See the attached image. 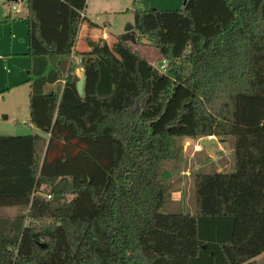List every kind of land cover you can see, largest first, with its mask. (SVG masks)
<instances>
[{"label":"trees","instance_id":"16d2710c","mask_svg":"<svg viewBox=\"0 0 264 264\" xmlns=\"http://www.w3.org/2000/svg\"><path fill=\"white\" fill-rule=\"evenodd\" d=\"M41 1L27 0L26 83L42 134L0 135V208H20L0 215V264H258L264 0L128 9L133 30L87 48L81 27H100L87 0H58L64 18L47 23ZM130 43L156 48L158 65ZM208 136L232 139L233 171L196 175L195 214L162 212L166 165L184 139Z\"/></svg>","mask_w":264,"mask_h":264},{"label":"rangeland","instance_id":"374dc122","mask_svg":"<svg viewBox=\"0 0 264 264\" xmlns=\"http://www.w3.org/2000/svg\"><path fill=\"white\" fill-rule=\"evenodd\" d=\"M185 0H87V17L89 20L96 22L100 27L97 31L92 33L91 38H98L101 36L103 29L109 39L114 38L116 35L125 32V28L129 23L134 22V16L130 12H126L128 9L151 7L160 10H176L184 6ZM18 6L21 9V13H18L14 6ZM26 0L7 1L0 0V56H5L6 48H10L9 39L11 37L10 31H14L18 34L19 29L24 36V31L27 34V11L28 9ZM26 9L25 11L23 9ZM13 33V34H15ZM17 37V35H15ZM62 36H66L62 35ZM23 37L17 38L18 41ZM62 37H57L58 44H61ZM85 38V37H84ZM87 38V37H86ZM85 38V39H86ZM26 38L24 39V41ZM146 42L151 43L150 38H145ZM130 45L139 51L144 57L148 59L154 65H158L160 55L156 48L151 45ZM61 45H58L60 48ZM78 48H87L84 39L81 44L77 45ZM28 51V40L26 44ZM3 58V57H2ZM74 62L79 64V57L74 56ZM2 64V65H1ZM2 67H5V72L12 70L11 65L1 63ZM16 66V65H15ZM81 68L77 69V72L81 71ZM26 76L29 75V69L24 72ZM3 72L0 71V86L3 88ZM29 86L27 83L23 84L17 89H13L6 96L0 95V135H27V134H42L38 128H34L30 131L31 127L26 124L29 120ZM15 118H18L21 122H16ZM194 139H184L182 141V149L178 156L186 151V158L182 162L178 161L179 166L177 170H172V167H168L169 162L166 165L167 170L173 175L174 190L171 201H167L161 208L162 212L167 213H189L195 214L196 212V197H195V177L198 173H215L225 172L230 173L234 169V153L232 146V139H226L220 144H213L211 151L214 156L210 154L206 148L201 151H194ZM222 147V150L219 149ZM177 156V157H178ZM176 157V158H177ZM180 157V156H179ZM175 158V159H176ZM174 161V160H173ZM178 163H176L178 165ZM182 163V164H181ZM175 164V165H176ZM227 164V165H225ZM175 169V166H173ZM170 169V170H169ZM173 198H177L174 201ZM20 212L19 207H3L0 208V215L13 216ZM259 264H264V258L260 260Z\"/></svg>","mask_w":264,"mask_h":264},{"label":"crops","instance_id":"0c3cea01","mask_svg":"<svg viewBox=\"0 0 264 264\" xmlns=\"http://www.w3.org/2000/svg\"><path fill=\"white\" fill-rule=\"evenodd\" d=\"M27 3V0H26ZM52 4H55L56 6L53 8ZM27 8V7H26ZM13 9H15L18 13H21V9L18 6H14ZM41 10H45L48 13V18L46 19V23L48 21H52L54 20V18H64V11H65V7L63 6L62 2L58 1V0H42L41 1ZM24 11L26 10L25 8L23 9ZM28 14V11H27ZM85 15L87 16V12L85 10ZM98 30V28H96ZM95 28H90L87 24H84L81 27L80 33H79V44H81V41L83 39H85L86 37L91 38L92 37V33H94L95 31H97ZM28 31V29H27ZM105 30L103 29L101 36L108 38V35L105 34L104 32ZM15 33L14 31H10L11 37L9 39V47L10 48H6L5 50V56H0V64L4 63L7 66L11 65L13 67L12 70H8V72H5V67H2L0 65V71L3 72L4 76L2 78L3 79V88H1L0 86V95H4L6 96L7 94H9V92L13 89H17L20 86H22L23 84L26 83V81L29 79V75L26 76L25 75V71L26 69L30 68V58L28 57V52L29 49L27 51L26 49V44H27V40H28V36H26L25 31H24V36L21 33L20 29L18 34H13ZM28 34V32H27ZM17 35V37L15 36ZM19 37H23L22 40L18 41L17 38ZM85 37V38H84ZM100 37V36H99ZM26 38V40L24 41V39ZM28 48H29V42H28ZM144 56V54H143ZM3 57V58H2ZM16 65V66H15ZM28 84V83H27ZM29 86V84H28ZM29 93H30V88H29ZM16 122H21L18 118H15ZM27 123L31 129L33 130L35 127L32 126L29 122V120H26ZM217 138V137H215ZM219 139V138H217ZM191 140V139H190ZM225 140H223L222 142H224ZM220 144V143H219ZM233 146V144H232ZM219 149L222 150V147L219 146ZM234 153V150H233ZM210 154L214 156V153L212 151H210ZM188 155V157L190 156V154H187L186 151H184L182 154H180L174 161H172L171 163L168 164V167H172V170H177L179 163L178 161L181 160L182 157V161L186 158V156ZM180 159V160H179ZM180 161V162H182ZM234 162V161H233ZM178 163V165L176 164ZM184 163V161H183ZM176 164V165H175ZM182 164V163H181ZM227 165V164H225ZM175 166V169H173ZM170 170V169H169ZM219 172V171H218ZM174 201L177 200V198H173ZM264 258V254H261L260 256H258L256 258L257 263H260V260Z\"/></svg>","mask_w":264,"mask_h":264},{"label":"water","instance_id":"95a60500","mask_svg":"<svg viewBox=\"0 0 264 264\" xmlns=\"http://www.w3.org/2000/svg\"><path fill=\"white\" fill-rule=\"evenodd\" d=\"M7 1H17V0H7ZM134 29V24L133 23H129L127 25V27L125 28V32H128V31H131ZM77 75L79 77V80L77 82V91L79 93V95H83L84 94V85H85V79H86V76H85V72L84 70L82 69L81 71L77 72ZM223 140L222 139H217V138H212V139H209L207 137H204L201 141V145L206 148L208 151H211V146L213 144H218V143H221Z\"/></svg>","mask_w":264,"mask_h":264},{"label":"built area","instance_id":"2783aa9c","mask_svg":"<svg viewBox=\"0 0 264 264\" xmlns=\"http://www.w3.org/2000/svg\"><path fill=\"white\" fill-rule=\"evenodd\" d=\"M166 64H167V61L163 60L161 66H160V70L161 71L165 70ZM214 137L215 136H208L207 138L212 139ZM203 138L204 137H200V138L194 139V141H196V143L194 144V148H193L195 152L203 150L204 147L201 145V141H202ZM48 197H50V196H48Z\"/></svg>","mask_w":264,"mask_h":264}]
</instances>
